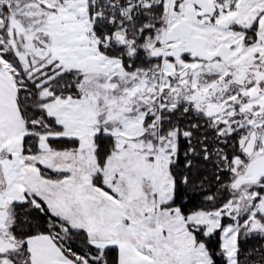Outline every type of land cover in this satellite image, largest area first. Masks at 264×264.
Wrapping results in <instances>:
<instances>
[{
    "label": "snow or ice",
    "instance_id": "snow-or-ice-1",
    "mask_svg": "<svg viewBox=\"0 0 264 264\" xmlns=\"http://www.w3.org/2000/svg\"><path fill=\"white\" fill-rule=\"evenodd\" d=\"M0 264H264V0H0Z\"/></svg>",
    "mask_w": 264,
    "mask_h": 264
}]
</instances>
